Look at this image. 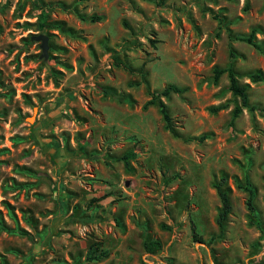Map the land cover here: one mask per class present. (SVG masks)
<instances>
[{"label": "rangeland", "instance_id": "rangeland-1", "mask_svg": "<svg viewBox=\"0 0 264 264\" xmlns=\"http://www.w3.org/2000/svg\"><path fill=\"white\" fill-rule=\"evenodd\" d=\"M0 264H264V0H0Z\"/></svg>", "mask_w": 264, "mask_h": 264}, {"label": "trees", "instance_id": "trees-1", "mask_svg": "<svg viewBox=\"0 0 264 264\" xmlns=\"http://www.w3.org/2000/svg\"><path fill=\"white\" fill-rule=\"evenodd\" d=\"M163 0H159V3H161ZM96 19H99V16H91L90 21H95ZM238 39L245 40L247 42H251V37H239ZM254 45V44H253ZM231 55V52H230ZM112 61L113 64L116 66H122V62H119L115 56H112ZM226 73L227 79H228V90L230 93L234 96H237L240 100V105L244 107H248L247 104V94H246V85L245 84H240L238 82V74L234 72L232 66L229 64L225 68L221 67H213L212 68V76H211V82L215 83L218 79V77L222 73ZM248 79L251 82H257L262 80V74L260 72H250L246 74ZM183 88H179L175 85L169 84L166 87H164L159 94H151L150 98L146 100L143 104V106L146 105H152L156 104L158 107V111L161 117V120L164 122V126L166 129L169 131H172L170 126H169V116L166 111L165 105L162 102V100L158 97V95L162 96H167L169 92L173 93H180L182 92ZM111 95H113L111 93ZM240 105L239 104H234L231 110V119H232L238 114L240 111ZM251 107V106H250ZM249 107V108H250ZM223 108V105H217V106H211L209 108L210 111L214 112L218 109ZM203 136H200L199 138H202ZM123 161L124 164H126L125 159L127 158L126 154H123L120 157ZM224 185V177H220L218 182H213L212 187L215 189V192L219 198L220 201V207L217 212V215L215 217V222L218 226V228H222L223 221L226 218L229 210H230V203H229V198L227 194L226 188L223 186ZM236 185L238 188L242 189L243 191L246 192V200H245V206L250 214V216H254L256 213L255 207L252 203V196H253V188L250 186L248 181L245 179L243 184L236 182ZM160 248V241L156 238H146L143 239L142 241V249L145 253L147 254H154L158 249ZM107 252L106 250L101 248V244L98 240H94L90 242L85 250L84 253V259L87 261H93V260H100L104 257H106Z\"/></svg>", "mask_w": 264, "mask_h": 264}, {"label": "water", "instance_id": "water-1", "mask_svg": "<svg viewBox=\"0 0 264 264\" xmlns=\"http://www.w3.org/2000/svg\"><path fill=\"white\" fill-rule=\"evenodd\" d=\"M30 39L40 42L39 43V47L41 50L40 57L45 59L46 58V49H47V43H46L47 37L42 33H38V34L31 35ZM29 121H30V118H29Z\"/></svg>", "mask_w": 264, "mask_h": 264}]
</instances>
